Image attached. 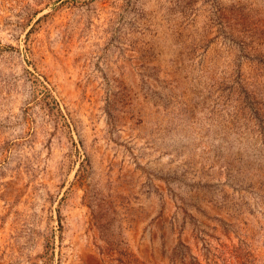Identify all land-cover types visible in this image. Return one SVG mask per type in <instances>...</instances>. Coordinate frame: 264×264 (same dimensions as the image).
Returning <instances> with one entry per match:
<instances>
[{
    "label": "rangeland",
    "instance_id": "1",
    "mask_svg": "<svg viewBox=\"0 0 264 264\" xmlns=\"http://www.w3.org/2000/svg\"><path fill=\"white\" fill-rule=\"evenodd\" d=\"M0 264H264V0H0Z\"/></svg>",
    "mask_w": 264,
    "mask_h": 264
}]
</instances>
